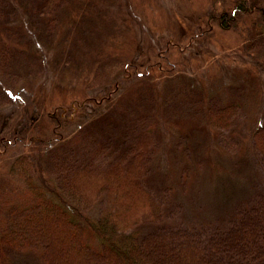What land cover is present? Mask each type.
Here are the masks:
<instances>
[{"label": "rangeland", "instance_id": "374dc122", "mask_svg": "<svg viewBox=\"0 0 264 264\" xmlns=\"http://www.w3.org/2000/svg\"><path fill=\"white\" fill-rule=\"evenodd\" d=\"M235 1L82 0L93 10L77 24L75 35L0 37V73H5L0 80L7 75L13 80L0 87V209L25 198L8 169L15 156L38 151L23 140L27 129L64 141L76 131L82 137L100 130L105 132L97 140L100 145L106 141L102 136L123 130L122 122L144 117L142 124H149L155 138L148 185L167 187L183 219L226 226L243 200L256 188L264 189L247 132L264 125V8L230 20ZM37 2L29 4L36 8ZM171 41L180 46L170 47ZM162 56L169 58L168 65ZM132 57L137 67L128 69ZM152 61L173 68L162 74L153 68L144 77V92L137 95V77L122 76L125 70L141 73ZM108 92L101 107L85 101L90 109L80 110L77 101ZM212 101L240 106L244 118L236 119L230 135L238 140L233 153L219 148L217 130L206 123L203 111ZM100 110L107 113L99 116ZM83 111L95 117L82 116ZM68 116L72 119L65 121ZM44 150L42 146L40 156L33 157L42 172L48 167ZM147 227L141 224L142 230ZM38 259L34 250H12L8 264H39Z\"/></svg>", "mask_w": 264, "mask_h": 264}, {"label": "trees", "instance_id": "16d2710c", "mask_svg": "<svg viewBox=\"0 0 264 264\" xmlns=\"http://www.w3.org/2000/svg\"><path fill=\"white\" fill-rule=\"evenodd\" d=\"M30 1L0 0V37H70L79 33L77 24L88 20L89 9L93 10L87 6L90 1L86 5L82 0H38L36 8ZM230 5L228 17L232 20L237 13L262 10L264 0H236ZM169 45L179 47L180 43L171 41ZM1 54L5 59L6 52ZM135 60L132 57L125 67L136 68ZM153 68L157 74L167 69L152 61L141 73L125 70L122 77H137L134 93L142 94L144 77ZM7 77L11 76L0 80V87L4 81L13 82ZM110 95L77 102L80 110L88 111L85 101L98 108ZM162 106L168 108L165 103ZM77 107L70 111L73 115ZM106 110L96 114L104 115ZM61 113L63 117L65 112ZM83 114L91 120L95 117L91 112ZM203 114L210 128L217 130L219 148L235 152L238 140L230 135L236 119L242 117L239 104L212 101ZM131 118L132 122H122L123 130L102 136L106 141L100 145L97 140L105 134L100 130V136L89 133L82 137L76 131L68 141L46 139L37 131L26 130L29 135L23 140L28 145L32 142L38 151L19 154L9 165V175L23 187L25 198L0 209V264H8L9 251L26 249L38 253L39 264H264V189L256 188L243 200L226 226L183 219V212L170 202L167 187L155 190L148 185L154 133L149 124H142L144 117ZM247 132L261 180L264 125L251 126ZM42 146L48 158L46 172L33 160L40 156ZM141 224L147 229L142 230Z\"/></svg>", "mask_w": 264, "mask_h": 264}]
</instances>
